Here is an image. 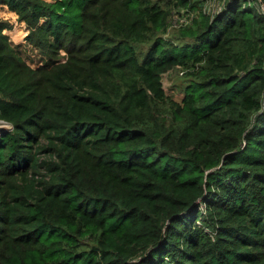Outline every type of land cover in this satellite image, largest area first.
<instances>
[{"label":"trees","instance_id":"obj_1","mask_svg":"<svg viewBox=\"0 0 264 264\" xmlns=\"http://www.w3.org/2000/svg\"><path fill=\"white\" fill-rule=\"evenodd\" d=\"M218 1L0 0V264H264V0Z\"/></svg>","mask_w":264,"mask_h":264},{"label":"rangeland","instance_id":"obj_2","mask_svg":"<svg viewBox=\"0 0 264 264\" xmlns=\"http://www.w3.org/2000/svg\"><path fill=\"white\" fill-rule=\"evenodd\" d=\"M200 5L203 6L204 9L210 13H217L221 10L223 3L218 0H202V3ZM193 15L195 14H188L185 12V10L175 12L170 19L169 33L172 34L171 32L176 31L180 28V26H182L179 23V19H182L181 17L189 18ZM14 16H12L11 21L13 26L8 32L10 40L15 45H17L18 48H20L19 50L22 52V55L24 56L29 65H31L32 67L41 65V63L43 62L42 58L40 57L41 53L26 39L29 32L28 29L26 28L23 22H21ZM180 69L182 68H177L169 73L164 74L163 76L164 87L168 95H170L171 97H173L174 100L177 101H183V99L185 98V93L181 91L180 88V84L183 82L182 77L184 71H180Z\"/></svg>","mask_w":264,"mask_h":264},{"label":"water","instance_id":"obj_3","mask_svg":"<svg viewBox=\"0 0 264 264\" xmlns=\"http://www.w3.org/2000/svg\"><path fill=\"white\" fill-rule=\"evenodd\" d=\"M13 129V126L9 123H0V135L9 132Z\"/></svg>","mask_w":264,"mask_h":264},{"label":"built area","instance_id":"obj_4","mask_svg":"<svg viewBox=\"0 0 264 264\" xmlns=\"http://www.w3.org/2000/svg\"><path fill=\"white\" fill-rule=\"evenodd\" d=\"M191 17V16H190ZM188 18V17H181L182 19H179V23L181 24V25H185V24H187V23H189L190 21H191V18ZM178 21V20H177ZM0 123H5V121H3V120H0Z\"/></svg>","mask_w":264,"mask_h":264}]
</instances>
